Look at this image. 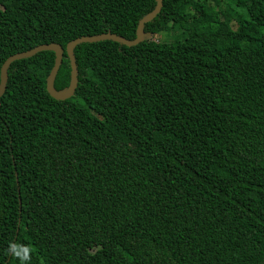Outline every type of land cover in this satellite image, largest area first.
<instances>
[{
	"label": "trees",
	"instance_id": "trees-1",
	"mask_svg": "<svg viewBox=\"0 0 264 264\" xmlns=\"http://www.w3.org/2000/svg\"><path fill=\"white\" fill-rule=\"evenodd\" d=\"M155 7L0 0V70L43 44L134 39ZM144 33L78 45L66 101L46 89L53 52L10 65L0 264H264V0H162Z\"/></svg>",
	"mask_w": 264,
	"mask_h": 264
},
{
	"label": "water",
	"instance_id": "water-1",
	"mask_svg": "<svg viewBox=\"0 0 264 264\" xmlns=\"http://www.w3.org/2000/svg\"><path fill=\"white\" fill-rule=\"evenodd\" d=\"M155 1H156V7L154 8V10L139 21L137 30H136V37L134 39L129 40V39H126L124 37H121V36H118L112 33H105V34H100V35H95V36H84V37L77 38L73 41H70L66 45L65 50L62 48L61 45L56 44V43H51V44L39 45L30 50L20 52V53H17V54H14L8 57L3 63L1 70H0V98L3 96V94L6 91L7 83H8V69L13 62L24 59V58H30L43 51H51L55 54V63H54V66L49 76L47 77V82H46L47 92L52 98L59 100V101H66L70 99L71 97L74 96L77 85H78V69H77V64H76V58H75V55L73 54L75 48L78 45L83 44V43H94V42L105 41V40H111V41L117 42L127 47H132V46L139 44L146 37H148L144 33L145 25L151 22L153 19H155L162 9V0H155ZM63 52L67 54L69 61H70V67H71L70 83L66 89L58 91L55 88L54 84H55V80L59 72V69L63 62V56H64Z\"/></svg>",
	"mask_w": 264,
	"mask_h": 264
},
{
	"label": "rangeland",
	"instance_id": "rangeland-1",
	"mask_svg": "<svg viewBox=\"0 0 264 264\" xmlns=\"http://www.w3.org/2000/svg\"><path fill=\"white\" fill-rule=\"evenodd\" d=\"M225 3L227 1H224ZM158 35V34H157ZM177 33L170 32L169 34L160 33V35L155 37V40L163 41L165 43H173L180 39V37H177Z\"/></svg>",
	"mask_w": 264,
	"mask_h": 264
}]
</instances>
